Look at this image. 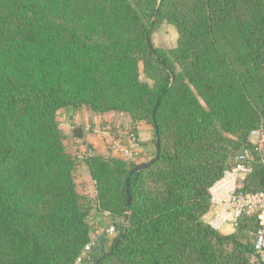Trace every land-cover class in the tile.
<instances>
[{
    "label": "trees",
    "instance_id": "trees-1",
    "mask_svg": "<svg viewBox=\"0 0 264 264\" xmlns=\"http://www.w3.org/2000/svg\"><path fill=\"white\" fill-rule=\"evenodd\" d=\"M163 22L178 32L170 49L152 41ZM82 107L152 124L157 149L141 168L89 153L94 199L57 117ZM255 129L264 0H0V264H74L93 211L123 223L92 264H252L254 215L230 233L204 217L240 154L253 158L243 190L264 193Z\"/></svg>",
    "mask_w": 264,
    "mask_h": 264
},
{
    "label": "rangeland",
    "instance_id": "rangeland-1",
    "mask_svg": "<svg viewBox=\"0 0 264 264\" xmlns=\"http://www.w3.org/2000/svg\"><path fill=\"white\" fill-rule=\"evenodd\" d=\"M177 40L178 32L175 26L167 22L161 23L152 31V41L156 47L170 49L177 45ZM140 71L142 79L147 80L142 62L140 63ZM57 117L65 135V145L79 161L75 169L78 189L91 199H93L94 194L96 195V189L88 166L84 162L85 157L89 153L100 151L99 153L109 156L111 153L108 154V152L116 150L117 154L121 156L120 158L138 164L149 162L156 155L157 149L153 125L140 121L136 124V127H133V121L126 112L107 111L99 113L88 107L80 109L62 108L58 111ZM75 126L83 129V138L74 136ZM115 140L123 144L124 148L115 145ZM101 214L104 213L97 211L95 216H93L94 214L91 212L89 220L94 224L92 238L94 237L97 241L101 240L104 243L106 241V245L102 244L104 247L101 246L102 250L103 248L108 249L115 234L108 235L106 233L108 238L103 236L109 224V219L102 218ZM110 221L114 220L110 219ZM115 221L118 226L123 223V219L120 217L115 218ZM98 249L97 251L93 250L92 255L95 258L100 255V249ZM251 263L260 264L256 254L251 257Z\"/></svg>",
    "mask_w": 264,
    "mask_h": 264
},
{
    "label": "built area",
    "instance_id": "built-area-1",
    "mask_svg": "<svg viewBox=\"0 0 264 264\" xmlns=\"http://www.w3.org/2000/svg\"><path fill=\"white\" fill-rule=\"evenodd\" d=\"M251 137L264 165V131L255 129ZM252 171L253 158L246 154L238 155L233 166L227 169L224 176L210 188L212 214L208 223L216 230L230 233L235 229L240 216L254 215L258 221L255 254L260 264H264V193L243 190L244 182ZM107 232L116 234L119 230L114 223H111ZM94 244L92 241L86 245L74 264H92Z\"/></svg>",
    "mask_w": 264,
    "mask_h": 264
},
{
    "label": "crops",
    "instance_id": "crops-1",
    "mask_svg": "<svg viewBox=\"0 0 264 264\" xmlns=\"http://www.w3.org/2000/svg\"><path fill=\"white\" fill-rule=\"evenodd\" d=\"M115 142V145H118V146H120L121 148H124V145L123 144H121L118 140H115L114 141ZM100 152V151H99ZM111 153V154H110ZM108 154H110V155H112V156H115V157H121L119 154H117V152H116V150H114L113 152H108ZM138 164V163H137ZM143 164V163H142ZM138 165H141V164H138ZM94 184V183H93ZM95 194L93 195V199L95 198ZM94 215L93 216H95V214L97 213V211L96 212H92ZM211 214H212V212H209L205 217H204V220L206 221V222H208V220H209V218L211 217ZM101 217L102 218H104V219H109V224L107 225V227H106V231H105V234L103 233V236H105L106 238H108V235H109V233L107 232V228H108V226L111 224V222L112 221H110V219H113L112 218V216H110V215H108V214H101ZM96 218V217H95ZM232 231H234V230H231L230 232H232ZM108 235H107V234ZM93 242L95 243L94 245V250L95 251H97V249H98V247H99V249L101 250V246H102V244H104V245H106V241H105V243L103 242V241H101V240H98L97 241V239H95L94 237H93ZM98 242V243H97ZM104 247V246H103ZM98 249V250H99Z\"/></svg>",
    "mask_w": 264,
    "mask_h": 264
},
{
    "label": "water",
    "instance_id": "water-1",
    "mask_svg": "<svg viewBox=\"0 0 264 264\" xmlns=\"http://www.w3.org/2000/svg\"><path fill=\"white\" fill-rule=\"evenodd\" d=\"M150 30H152V27L150 28ZM152 162V161H151ZM151 162H149V163H144V164H141V165H139V168H141V167H144V166H147V165H149Z\"/></svg>",
    "mask_w": 264,
    "mask_h": 264
}]
</instances>
